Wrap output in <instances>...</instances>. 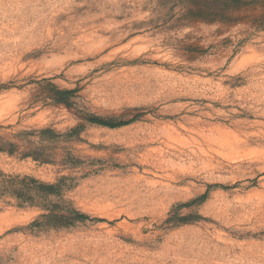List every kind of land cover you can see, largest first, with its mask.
Wrapping results in <instances>:
<instances>
[{
  "label": "rangeland",
  "instance_id": "374dc122",
  "mask_svg": "<svg viewBox=\"0 0 264 264\" xmlns=\"http://www.w3.org/2000/svg\"><path fill=\"white\" fill-rule=\"evenodd\" d=\"M0 264H264V0H0Z\"/></svg>",
  "mask_w": 264,
  "mask_h": 264
}]
</instances>
